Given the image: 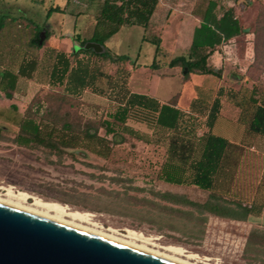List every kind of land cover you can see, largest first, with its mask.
<instances>
[{"label": "rangeland", "instance_id": "rangeland-1", "mask_svg": "<svg viewBox=\"0 0 264 264\" xmlns=\"http://www.w3.org/2000/svg\"><path fill=\"white\" fill-rule=\"evenodd\" d=\"M102 1L0 0V16L23 18L50 33L39 49L28 46L34 29L23 22L16 28L19 30L0 34L1 67L15 70L26 55L37 57L43 66L33 79L20 78L11 98L0 92V185L91 213L103 232L112 229L123 235L131 229L156 239L160 246L182 247L209 259L200 264H264V247L244 250L251 230L264 233V211L238 221L201 214L191 206L157 196L158 192L170 191L202 202L209 194L194 185L171 184L158 178L165 159L164 133H154L148 124L130 118L127 124L147 134L149 142L119 130L114 136H105V143L71 134L89 123L90 129L104 136V129L97 124L113 108L116 89L122 83L129 90H148L160 100L174 96L178 106L190 113L198 136L208 130L207 115L219 97L221 106L211 131L244 144L243 157L225 197L245 205H263L264 138L251 136L245 129L252 111L251 98L261 100L264 96V0H215L218 13L233 7L245 29V33L217 46L210 56L209 63L220 69L219 76L190 74L183 80L180 66H168L171 58L187 53L192 30L208 0H159L147 28L122 26L105 42L112 53L128 55L131 63L92 56L89 61L102 73L96 89H86L80 98L52 94L46 100V94L54 93L46 83L49 51L57 47L71 53L73 40L62 33H71L74 25L81 38H89ZM51 6L67 8L46 18ZM143 36L147 40H142ZM153 37L160 38L157 54L155 45L148 41ZM79 57L85 59L82 54ZM154 57L157 67L151 68ZM37 101H44V112H36ZM48 109L52 116L46 120ZM27 114L43 123L50 121L49 125L55 126L54 136L72 137L74 146L65 147L57 141L53 149L16 144L17 123ZM64 123L70 125L71 132H65ZM50 128L44 126L43 130Z\"/></svg>", "mask_w": 264, "mask_h": 264}, {"label": "trees", "instance_id": "trees-1", "mask_svg": "<svg viewBox=\"0 0 264 264\" xmlns=\"http://www.w3.org/2000/svg\"><path fill=\"white\" fill-rule=\"evenodd\" d=\"M158 1L103 0L95 16L91 36L81 38L78 33L72 35L71 39L80 45L76 52L67 53L55 48L49 51L51 63L47 70L46 83L48 90L54 93L46 94V100L52 94L80 98L86 89H96L97 80L102 76V73L97 66L92 65L89 61L92 56L107 59L113 63L124 61L131 63L128 55L112 53L106 48L105 42L122 26L140 25L147 28ZM53 12H65V9L60 6H51L47 10L46 18H49ZM22 22L24 26L34 29L28 46L41 48L44 41L50 37V33L45 31V39L39 44V33L42 28L23 18L1 15L0 34L5 30H19L16 28L21 27ZM243 33H245V29L235 15L233 7H228L218 13L217 2L208 0L200 14L199 23L192 30L187 53L171 58L168 66H180L183 69V80H187L190 74L219 76L220 69L209 63L210 56L217 46ZM142 40L147 39L143 36ZM87 41L101 44L104 50L101 53H96L92 49H84L83 45ZM148 41L155 45V54H157L160 51V38L153 37ZM81 54L85 56V59L79 57ZM149 66L157 67L155 57ZM42 67L37 57L27 55L21 58L15 70L0 66V92L7 98H11L19 79H33L35 74L42 70ZM54 87H60L61 90H55ZM116 92L113 108L107 110L105 117L97 124V128L104 129V136L95 129H90L89 123L79 133H72L70 125L64 123L63 127L68 129L65 132L79 136L81 134L84 139H94L105 143L107 140L105 136L109 134L114 136L119 130L144 142H149L147 134L141 133L127 124V120L130 118L142 121L148 124L154 133L161 132L166 136L165 159L160 166L158 178L167 183L194 185L209 191L208 197L202 202L170 191L156 193L160 199L191 206L201 214L206 212L238 221H243L250 214L260 213L264 210V204L261 206L245 205L239 200H229L225 197L229 193V185L243 157L244 144L229 140L211 131L221 106L219 97L213 100L207 115L208 130L198 136L195 133L190 113L178 106L174 96L166 102H160L148 94L129 90L124 83L116 89ZM46 100L44 99V101ZM44 101L35 103L37 104L36 112L45 111L42 110ZM250 102L252 111L245 131L251 136L264 138V96L261 100L251 98ZM50 116L52 114L48 109L46 110V120H49ZM49 124H51L50 121L44 123L42 120L37 121L33 115H23L17 123L18 133L14 137V142L25 147L44 146L50 149L56 148V141L65 147L74 146L70 141L72 137L56 138L53 132L55 126ZM44 126L45 128L51 126V128L45 131L43 130ZM168 209L176 210L171 207ZM179 212L181 211L179 210ZM259 247H264V233L256 229L251 230L246 238L244 250L259 251Z\"/></svg>", "mask_w": 264, "mask_h": 264}, {"label": "water", "instance_id": "water-1", "mask_svg": "<svg viewBox=\"0 0 264 264\" xmlns=\"http://www.w3.org/2000/svg\"><path fill=\"white\" fill-rule=\"evenodd\" d=\"M44 37L42 30L39 44ZM79 48L73 41L72 52ZM83 48L96 53L104 50L92 41ZM0 264L182 263L0 202Z\"/></svg>", "mask_w": 264, "mask_h": 264}, {"label": "bare ground", "instance_id": "bare-ground-1", "mask_svg": "<svg viewBox=\"0 0 264 264\" xmlns=\"http://www.w3.org/2000/svg\"><path fill=\"white\" fill-rule=\"evenodd\" d=\"M0 202L72 225L182 264H200L209 261L208 258H201L194 253L186 251L182 247L172 245L160 246L155 242L156 239L146 237L142 233L131 229H127L123 235L118 234L112 229L108 230L109 233L103 232L102 228L97 223H94L93 214L72 210L68 205L57 202L44 201L29 193L16 190V188L10 185H0Z\"/></svg>", "mask_w": 264, "mask_h": 264}, {"label": "crops", "instance_id": "crops-1", "mask_svg": "<svg viewBox=\"0 0 264 264\" xmlns=\"http://www.w3.org/2000/svg\"><path fill=\"white\" fill-rule=\"evenodd\" d=\"M62 8H64L65 11H66V8H67V7H62ZM77 17H78V16H77ZM76 19H77V18H76ZM75 33H78V31H77V29H76V26L74 25V28H73V30L71 31V33H69V31H67V32L62 33V34H64L65 37H72V35L75 34ZM61 44H62V43H61ZM52 48H57V47H52ZM128 84H129L128 86L130 87V83H128ZM130 89H131V91H133V92H138V93L148 94V95H150V96L156 98V99H157L158 101H160V102H166V101H168V100L171 98V97H170L168 100H160V99L157 98L156 96L150 94L148 90H136V89L134 90V89H132L131 87H130ZM235 142H236V141H235ZM252 148H254V147L252 146ZM252 148H251V150H254V149H252ZM263 211H264V210H263ZM263 211H262V212H263Z\"/></svg>", "mask_w": 264, "mask_h": 264}]
</instances>
